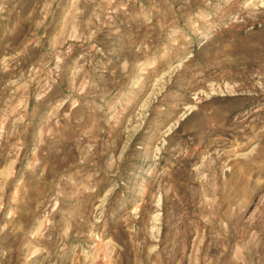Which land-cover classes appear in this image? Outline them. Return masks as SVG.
Listing matches in <instances>:
<instances>
[{
  "label": "rangeland",
  "instance_id": "rangeland-1",
  "mask_svg": "<svg viewBox=\"0 0 264 264\" xmlns=\"http://www.w3.org/2000/svg\"><path fill=\"white\" fill-rule=\"evenodd\" d=\"M0 264H264V0H0Z\"/></svg>",
  "mask_w": 264,
  "mask_h": 264
}]
</instances>
